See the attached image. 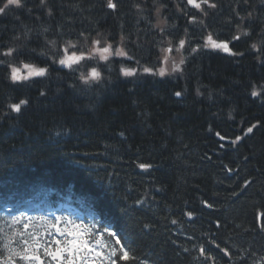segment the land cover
Returning a JSON list of instances; mask_svg holds the SVG:
<instances>
[{"label": "trees", "instance_id": "trees-1", "mask_svg": "<svg viewBox=\"0 0 264 264\" xmlns=\"http://www.w3.org/2000/svg\"><path fill=\"white\" fill-rule=\"evenodd\" d=\"M111 2L23 0L0 15V194L55 200L72 184L130 253L117 264H264V0H209L203 12L185 0ZM183 36L237 55L188 53L182 78L121 73L154 66ZM96 39L130 59L53 63ZM26 63L48 72L11 81L9 67ZM93 67L101 79L84 83ZM15 242L0 234V264Z\"/></svg>", "mask_w": 264, "mask_h": 264}, {"label": "snow or ice", "instance_id": "snow-or-ice-1", "mask_svg": "<svg viewBox=\"0 0 264 264\" xmlns=\"http://www.w3.org/2000/svg\"><path fill=\"white\" fill-rule=\"evenodd\" d=\"M187 2L189 4H192L193 7L199 9L201 8V4L197 3L196 0H187ZM203 4L208 5V7L210 8H215L216 5L215 4H209V0H202ZM109 8L111 9H116L117 5L113 2H111V0H109V3L107 5ZM22 8L24 7V3L23 0H6V3L3 4L2 7H0V15L5 14L6 10L10 9V8ZM245 35L247 36L248 33H245ZM209 41L211 42V46L213 48H219L222 49L224 51H231L228 48V45L226 43H217L215 41L212 40V37L209 36L208 37ZM234 39H240V37H234ZM98 46L101 45V42L99 40H97L95 42ZM181 46L183 45L184 41H181ZM252 47H255V45H253ZM15 49H10L7 53H3L4 56H11L13 54V52H15ZM65 51H67V49H65ZM168 51H171V49H168ZM106 54H114V55H123V56H127V53L123 52V51H119V52H115L112 49L111 45H103V46H99L96 49V54L95 55H89V56H84L83 54H81L79 57L76 56L75 52H73V54L69 57H67L66 59H60L59 61H53V63H59L60 65L66 66L68 68H72L73 64L79 65L81 63V61H84L86 59H96L97 56L99 57V59L108 60V55ZM232 55H237V53H231ZM240 55H243V53H240ZM5 61L4 60H0V64H4ZM10 66V65H9ZM23 68L27 70L26 75L22 74V70L20 68L17 67H13L12 68V72H11V76L10 79L12 81H27L29 79H31L32 77H43L47 74L48 69L47 68H37L32 64H24ZM145 72H151V69L149 68H145L144 69ZM135 73L133 71H124V75L125 76H131L134 75ZM161 75H163V72L160 73ZM82 79L85 80V83H87L88 79L94 80V81H98L99 79H101V74L97 71V69L95 67H93L91 69V75L88 78H84L83 76L81 77ZM41 95H44V93L42 92ZM177 96L180 95L179 92L176 93ZM253 95H257V93H253ZM21 104H27V101H21L19 104H15L12 105V108L16 111V112H20L21 111ZM253 127H256V125H253ZM253 127H250L247 129L248 133H251L253 131ZM217 135H219V133H217ZM223 139V137H222ZM142 168L147 167V165H141ZM229 171H231V169H229ZM207 207L211 208L212 205L208 204ZM189 215H191V213H189ZM31 222V218H26L24 216V214H22L19 217H15L13 220V223H23V226L25 229H27L29 227V223ZM173 223H175V221H173ZM46 224V222H45ZM219 226V225H218ZM51 227L53 229H56L55 232H48L49 235V239L45 240L44 243L42 244L39 240V238L37 237L35 232H29L28 236L31 237L32 239V244H29V240L25 239L23 241L24 247L22 249V253L21 252H15L12 254H9L2 262V264H16V260L13 259V255L18 256L20 258V260L25 261L26 264H76V259H79V249H72V248H67V247H61V239H56V236L59 235L60 237L64 238L66 237V233L64 231H61L57 225L55 223H53L51 225ZM262 230H264V225L261 226ZM45 231H47V228L45 227L44 229ZM17 235H24L23 232L17 233ZM112 235H115V233H112ZM117 243H119V241H117ZM53 244L55 245V248H53ZM8 245H5V248H7ZM217 247L219 248V245H217ZM43 248V253L41 254L40 249ZM31 249V250H29ZM204 250L201 249V252H203ZM113 255H115V252L113 253ZM74 256L76 257L74 259ZM47 258V260L45 259ZM119 259L124 260V261H128L131 260L132 257L130 256V253L126 250H123V247L121 248V255L119 257ZM111 264H117V262L115 260H113L111 262Z\"/></svg>", "mask_w": 264, "mask_h": 264}, {"label": "rangeland", "instance_id": "rangeland-1", "mask_svg": "<svg viewBox=\"0 0 264 264\" xmlns=\"http://www.w3.org/2000/svg\"><path fill=\"white\" fill-rule=\"evenodd\" d=\"M103 45H106V44H102L101 43V45H99V46H103ZM98 45H92L91 47H90V49H89V51L84 55V56H89V55H95L96 54V49L99 47ZM112 49L115 51V52H119L120 50H121V48H119V49H114V47H112ZM171 49V51H166V53L164 54V53H162V56H163V59H162V63H161V65H160V67L159 68H156V69H151V72H145L144 71V69L146 68V67H144V68H140V69H133V70H129V71H133L134 73H136V72H140V71H142V72H145V73H149V74H152V73H154V74H159V75H161L160 73L161 72H163V75L165 76V75H167V74H173L174 76H179L180 74L179 73H173L174 72V70H175V68L177 69V70H181V67L178 65L179 63H180V61H179V57H180V55H181V51L180 50H177L176 48H174V47H171L170 48ZM72 55V54H71ZM71 55H66V56H64L62 59H66L67 57H69V56H71ZM106 55H108V57H116V56H119V55H114V54H106ZM77 57H79L80 55H76ZM97 59H99V57L97 56ZM101 60V59H100ZM58 65H60L59 63H57ZM60 66H63V65H60ZM35 67H37V66H35ZM17 68H20L21 70H22V74H25L26 75V73H27V70L26 69H24L23 68V65L22 66H19V67H17ZM37 68H39V67H37ZM150 69V68H149ZM157 73H156V72ZM176 71V70H175ZM177 72V71H176ZM157 74V75H158ZM91 75V72H90V74H89V76ZM45 222H47L46 220H45ZM45 222H42L43 224L45 223ZM33 224H31V226H32ZM61 231H64V229L66 228V226L65 225H63V224H61V225H59V226H57ZM52 228V227H51ZM53 229V228H52ZM56 230V229H55ZM65 232V231H64ZM84 243L82 242V241H80V239H78L77 240V242H74V243H71V241L70 240H68V241H62L61 240V247H67V248H71V247H75L76 248V246H81V245H83ZM54 248H55V246H54ZM29 250H31V249H29Z\"/></svg>", "mask_w": 264, "mask_h": 264}, {"label": "bare ground", "instance_id": "bare-ground-1", "mask_svg": "<svg viewBox=\"0 0 264 264\" xmlns=\"http://www.w3.org/2000/svg\"><path fill=\"white\" fill-rule=\"evenodd\" d=\"M4 3H6V0H4L2 4H4ZM1 7H2V6H1ZM7 11H8V10H6V12H7ZM144 22L147 23V21H142L143 24H144ZM140 27H141V26H140ZM140 29H142V28H140ZM33 30H35V29H33ZM39 89H40V88H36V91H37L36 93H39V92H40ZM23 101H24V100H23ZM40 101H42V99H39V98H35V99H34V103H36V104H38V102H40ZM26 105H28V101H27V104H22V106H26Z\"/></svg>", "mask_w": 264, "mask_h": 264}]
</instances>
